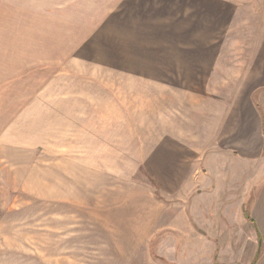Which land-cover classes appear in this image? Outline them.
Wrapping results in <instances>:
<instances>
[{
	"label": "rangeland",
	"instance_id": "374dc122",
	"mask_svg": "<svg viewBox=\"0 0 264 264\" xmlns=\"http://www.w3.org/2000/svg\"><path fill=\"white\" fill-rule=\"evenodd\" d=\"M206 4L0 0V264H231L241 208L190 205L247 97Z\"/></svg>",
	"mask_w": 264,
	"mask_h": 264
},
{
	"label": "crops",
	"instance_id": "0c3cea01",
	"mask_svg": "<svg viewBox=\"0 0 264 264\" xmlns=\"http://www.w3.org/2000/svg\"><path fill=\"white\" fill-rule=\"evenodd\" d=\"M193 1L190 0L191 3ZM218 1L207 0L206 4L207 12H214V2L217 11L222 8L219 15L223 20L222 37L220 40L213 38L212 42H221L217 43L220 47L228 45L237 48L236 59L232 63L244 64L245 67L227 78L243 81L242 87L235 91L247 97L233 113L238 127L232 146L228 149L230 151H226L228 153H224V150L212 152L215 140L206 137L207 147L196 157L198 163L206 160L210 165L213 160H228V169L208 179L203 184L205 189L191 199L190 205L194 209L193 214L204 207H226L227 212L231 207H240L242 217L232 219V231L225 232L228 224L221 229L222 236L226 235L228 240L227 245L233 239L237 251L223 252L233 254L231 264H264V168L260 173L262 178L255 180L256 172L248 168L251 160L261 156L264 158V0ZM206 41L205 45L209 46L211 39ZM169 185L164 189L166 192H178L184 198L180 195L182 188H178V184ZM157 190L161 193L160 183H157ZM249 191L257 192L251 200L246 196ZM241 192H244L242 196L239 194ZM246 222L251 225L248 235L245 232Z\"/></svg>",
	"mask_w": 264,
	"mask_h": 264
},
{
	"label": "trees",
	"instance_id": "16d2710c",
	"mask_svg": "<svg viewBox=\"0 0 264 264\" xmlns=\"http://www.w3.org/2000/svg\"><path fill=\"white\" fill-rule=\"evenodd\" d=\"M259 250H260V247H259Z\"/></svg>",
	"mask_w": 264,
	"mask_h": 264
}]
</instances>
